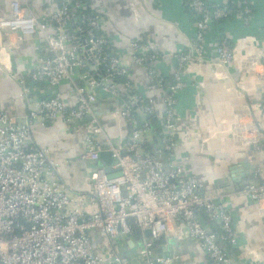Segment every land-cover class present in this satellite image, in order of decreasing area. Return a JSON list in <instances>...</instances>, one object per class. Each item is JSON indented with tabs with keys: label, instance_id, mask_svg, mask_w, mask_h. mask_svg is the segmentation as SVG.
Segmentation results:
<instances>
[{
	"label": "built area",
	"instance_id": "built-area-1",
	"mask_svg": "<svg viewBox=\"0 0 264 264\" xmlns=\"http://www.w3.org/2000/svg\"><path fill=\"white\" fill-rule=\"evenodd\" d=\"M187 1L199 20L191 47L176 55L172 83L155 67L159 53H140L146 46L141 40L130 44L135 62L168 90L156 145V138L149 135L153 105L134 90L129 70L104 33V17L91 11L88 0H53L52 13L42 20L27 15L14 1L12 17H0V36L6 30L21 37L39 36L46 50L22 81L23 95L34 104L29 116L20 122L0 113V264H108L92 244V231L110 240L113 264H126L112 242L120 235H133V224L141 233L139 264H172L178 254L169 240L170 226L177 221L184 223L210 264H234L235 255L224 247L237 239L224 196L207 190L182 167L166 166L163 158L178 146L176 107L186 86L185 65L208 61L203 44L213 22L238 15L249 24L253 9L250 0L236 9L210 6L206 0ZM216 56L222 65L231 64L233 51L227 40L218 45ZM64 82L73 83L75 107L67 106L58 89ZM99 97L121 103V116L130 126L125 148L105 133L95 117L93 105ZM140 107L147 117L142 122L137 114ZM40 119H62L73 131L89 123L81 158L100 159L95 137L103 135V151L112 154L113 169H120L122 176L109 178L105 169H98L95 195L73 194L55 177L59 163L31 138L32 125ZM257 128L264 129L262 123ZM151 144L154 147L148 150ZM258 175L246 179L238 193L263 200L264 179ZM88 205H96V211L88 212Z\"/></svg>",
	"mask_w": 264,
	"mask_h": 264
},
{
	"label": "crops",
	"instance_id": "crops-1",
	"mask_svg": "<svg viewBox=\"0 0 264 264\" xmlns=\"http://www.w3.org/2000/svg\"><path fill=\"white\" fill-rule=\"evenodd\" d=\"M14 1L20 3L27 15L40 20L53 11V0H0V17H12ZM206 1L210 6L234 9L244 0ZM250 2L253 13L249 24L238 15L213 22L203 44L208 61L185 65L186 86L178 95L176 107L178 146L165 155L164 161L168 167L171 164L182 167L187 176L198 178L207 190L224 196L237 235L234 245L224 247L235 255L234 264H244L246 260L264 262V199L257 201L238 193L254 173L264 179V129L257 128L258 123L264 127V0ZM88 3L92 12L104 17V33L112 42L113 52L129 70L134 90L153 105V119L157 122L149 135L156 138V145L160 141L156 135H161L168 90L149 75L145 66L135 62L130 44L141 40L146 46L140 53H159L161 57L155 67L172 83L177 70L176 55L191 47L197 16L187 0H88ZM223 40L228 41L233 51L228 66L219 63L216 56ZM45 53L39 36L21 37L9 30L0 36V113L7 112L20 122L26 120L34 104L23 95L22 81L37 58ZM42 88L41 85L39 89ZM58 89L68 107L77 105L72 82L62 83ZM93 108L105 133L125 148L130 126L121 116V103L99 97ZM137 114L141 122L147 119L142 107ZM89 129V123L73 131L62 119H40L32 125L31 138L37 146L47 148L59 163L55 177L66 183L73 194L94 196L95 173L106 168L110 157L104 155L97 161L81 158ZM95 141L105 153L103 135H97ZM95 206L88 205V212L96 211ZM169 240L178 254L172 264H210L183 222L171 224ZM91 241L107 263L113 264L110 240L92 231ZM136 241L133 244L118 238L112 242L126 264L139 258L141 245Z\"/></svg>",
	"mask_w": 264,
	"mask_h": 264
},
{
	"label": "water",
	"instance_id": "water-1",
	"mask_svg": "<svg viewBox=\"0 0 264 264\" xmlns=\"http://www.w3.org/2000/svg\"><path fill=\"white\" fill-rule=\"evenodd\" d=\"M104 155H107L110 157V161L106 163V168H105V171L108 174L109 178L121 177L122 176L121 170L120 169H117V170L113 169L115 159L112 157V154L110 152L101 153V157H103ZM146 235L149 237V236H151V233L148 231L146 233ZM119 239L120 240H129L130 241L129 243L137 244L136 238L133 235H120ZM133 264H139V258L138 257H136Z\"/></svg>",
	"mask_w": 264,
	"mask_h": 264
},
{
	"label": "trees",
	"instance_id": "trees-1",
	"mask_svg": "<svg viewBox=\"0 0 264 264\" xmlns=\"http://www.w3.org/2000/svg\"><path fill=\"white\" fill-rule=\"evenodd\" d=\"M234 9H236V8H234ZM192 11V10H191ZM194 13V12H193ZM197 19L199 20V17L197 16ZM219 22V21H218ZM156 120L155 119H152L151 120V128L152 127H154L155 126V124H156ZM159 130L157 129L155 132L157 133ZM158 136V135H157ZM154 147V144H151L149 147H148V150H151L152 148ZM163 161H165L166 162V156L163 158ZM133 235H134V237L136 238V239H139L140 238V235H141V233H140V230H139V228L135 225V224H133Z\"/></svg>",
	"mask_w": 264,
	"mask_h": 264
}]
</instances>
